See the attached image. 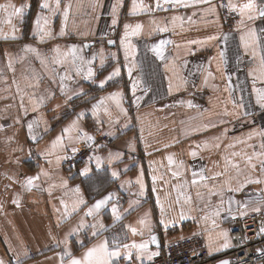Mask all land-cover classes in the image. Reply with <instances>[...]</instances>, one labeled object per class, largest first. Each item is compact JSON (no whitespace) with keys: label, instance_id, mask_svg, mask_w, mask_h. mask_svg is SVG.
<instances>
[{"label":"crops","instance_id":"obj_1","mask_svg":"<svg viewBox=\"0 0 264 264\" xmlns=\"http://www.w3.org/2000/svg\"><path fill=\"white\" fill-rule=\"evenodd\" d=\"M44 2L0 0L23 7L0 9V261L70 264L107 239L111 264H143L199 233L233 264L229 224L249 213L264 244V2L241 15L248 0H226L233 30L221 0ZM94 129L109 145L71 174L79 131Z\"/></svg>","mask_w":264,"mask_h":264},{"label":"built area","instance_id":"obj_2","mask_svg":"<svg viewBox=\"0 0 264 264\" xmlns=\"http://www.w3.org/2000/svg\"><path fill=\"white\" fill-rule=\"evenodd\" d=\"M261 2L263 3L264 0H261ZM222 6L224 9V25L228 29H234L238 18L237 13L227 7L225 0H222ZM251 64L250 59L238 60L240 68H247ZM77 136L80 139V145L76 151L67 155L64 162L65 167L71 174L76 172L79 165L89 162L93 155L109 142L108 134L103 131H95L90 136H86V133L81 130ZM88 137H92V139L89 140ZM229 229L234 254L233 264H264V244L260 232V215L249 213L234 219L230 222ZM214 259L215 257L209 253L206 247L204 236L197 233L167 242L150 262L143 264H215Z\"/></svg>","mask_w":264,"mask_h":264},{"label":"snow or ice","instance_id":"obj_3","mask_svg":"<svg viewBox=\"0 0 264 264\" xmlns=\"http://www.w3.org/2000/svg\"><path fill=\"white\" fill-rule=\"evenodd\" d=\"M176 2H179V0H176ZM41 7L45 8V9L49 7V5L46 2V0H45L44 3H42ZM230 7L235 9L236 5H230ZM7 8H12L13 9V11L9 14V16L22 15L23 14V7L17 8L15 6L9 4L7 6ZM7 8L4 5H0V9L7 10ZM255 8H256V5L254 3V0H248L247 3L243 4L242 6H240L239 11H240L241 15H243L246 11L250 12V11H252ZM134 10H135V3H134ZM259 15L261 17H264V9H260L259 10ZM66 16H67V11L65 12V17ZM252 18H253L252 16H249V19H252ZM41 19H44V23L45 24L47 23V20L45 18H41V17L37 18V21H36L37 28H38V30L42 31V29H40ZM9 22H10V20H9ZM113 23H115V21H113ZM125 27L127 28L128 26L126 25ZM136 27L139 28L140 26L137 25ZM5 38H7V37H5ZM14 38L15 37L13 36V39ZM162 43H164V42H162ZM30 50L35 51V49H30ZM72 53L75 56V49L74 48L72 49ZM158 55H159V53H158ZM221 57H223V53H221ZM88 74L92 75L91 68H89ZM116 75H119V69H117L115 72H113L111 74V76L108 77V79H111L112 76H116ZM129 75H131V69L129 70ZM104 83H105V81H101V86H103ZM136 86H137L136 83H133V86H132L133 87V92H135ZM258 100H264V94H262L258 98ZM92 107H93V109H96L97 105L94 104ZM80 115H83V113H81ZM31 127H32V125H29L30 129H31ZM67 131H68V129H65V132H67ZM88 139L91 140L92 137H88ZM73 151H76V149H73ZM191 155L195 156L196 153L192 152ZM169 160L171 161V157H169ZM96 163H97V167H99V165L101 163L99 158H96ZM88 171H89V169L85 168L83 170L82 174L87 173ZM112 175L116 176L117 173L113 172ZM194 175H195V173H194ZM34 179H38V177H30V178H28V181H27L28 184L31 185ZM256 182H259V181H256ZM193 183H195V181H193ZM77 191H78V189H77ZM110 198H111V194H109V196H106V197L98 200L95 203V205H93L91 208L88 209L87 215H92L94 212H98L108 202V200ZM256 210L258 211L259 209H256ZM112 213H113L115 218L119 219V216L117 215V209L115 207H113ZM93 227H95V226H93ZM132 231L135 232L136 230L132 229ZM261 231H264V229H261ZM93 235H96V233L93 232ZM155 240H156V238L152 237V242L153 243H155ZM108 243L109 242L106 239L99 247H94L92 249H89L87 251V253L85 254L83 259L72 258L71 261H70V264H111L113 257H119L120 256V245L118 244V242L116 240H113L112 243L114 245H116V247L114 249L110 250L109 247H108ZM131 247H137V248L144 249V248L147 247V244H139V245L133 244ZM225 247H227V244H225ZM123 248L124 249H128L129 245L128 244H124ZM155 254L156 253H153V255H155ZM0 264H3V262L0 261ZM225 264H227V262H225Z\"/></svg>","mask_w":264,"mask_h":264},{"label":"water","instance_id":"obj_4","mask_svg":"<svg viewBox=\"0 0 264 264\" xmlns=\"http://www.w3.org/2000/svg\"><path fill=\"white\" fill-rule=\"evenodd\" d=\"M260 9H264V4L260 7ZM114 43L115 42L113 40L107 41V44L110 45V46L111 45L113 46ZM92 44H93V42L91 41V42L84 43V46H85L86 49H88ZM152 237L156 238L155 243L152 242ZM151 243H152L153 246H157V247L160 246L161 243H160V240H159V234L158 233L155 232V233H153L151 235ZM225 262H227V264H231L230 263L231 259L229 257L221 258L218 261H216L215 264H225Z\"/></svg>","mask_w":264,"mask_h":264},{"label":"rangeland","instance_id":"obj_5","mask_svg":"<svg viewBox=\"0 0 264 264\" xmlns=\"http://www.w3.org/2000/svg\"><path fill=\"white\" fill-rule=\"evenodd\" d=\"M226 1V0H225ZM221 3H222V0H221ZM227 3V2H226ZM223 7V6H222ZM227 7H228V5H227ZM224 10V9H223ZM233 11V10H232ZM235 12V11H234ZM223 13H224V11H223ZM237 16H238V14H237ZM238 19V18H237ZM223 23H224V16H223ZM235 25H236V23H235ZM224 27L226 28V29H228L225 25H224ZM230 30H233V29H230ZM97 41H100V39H97ZM97 41H95L96 43H101V42H97ZM93 42V41H92ZM240 59H247L246 57H243V58H239L238 60H240ZM238 60H237V63H238ZM252 62V61H251ZM94 130H98V131H103V132H105L104 130H102V129H94ZM84 132H86L85 130H83ZM93 132H95V131H92L91 133H93ZM91 133H86V136H90L91 135ZM109 136V135H108ZM109 143H110V137H109V142H108V144L107 145H109ZM106 145V146H107ZM106 146H104L101 150H103ZM101 150H99V151H101Z\"/></svg>","mask_w":264,"mask_h":264}]
</instances>
